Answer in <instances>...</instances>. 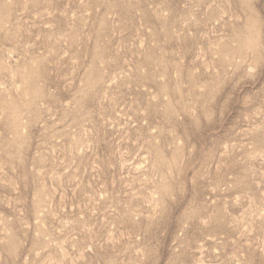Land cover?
<instances>
[{
  "label": "rangeland",
  "instance_id": "rangeland-1",
  "mask_svg": "<svg viewBox=\"0 0 264 264\" xmlns=\"http://www.w3.org/2000/svg\"><path fill=\"white\" fill-rule=\"evenodd\" d=\"M0 264H264V0H0Z\"/></svg>",
  "mask_w": 264,
  "mask_h": 264
}]
</instances>
